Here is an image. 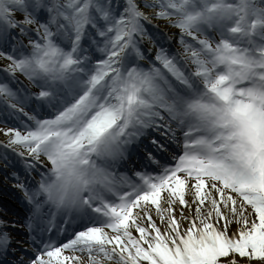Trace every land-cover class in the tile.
<instances>
[{
	"label": "snow or ice",
	"instance_id": "1",
	"mask_svg": "<svg viewBox=\"0 0 264 264\" xmlns=\"http://www.w3.org/2000/svg\"><path fill=\"white\" fill-rule=\"evenodd\" d=\"M0 264H264V0H0Z\"/></svg>",
	"mask_w": 264,
	"mask_h": 264
}]
</instances>
